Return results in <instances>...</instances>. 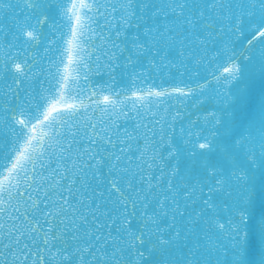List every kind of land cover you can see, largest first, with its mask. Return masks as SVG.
I'll return each instance as SVG.
<instances>
[{
  "label": "water",
  "instance_id": "1",
  "mask_svg": "<svg viewBox=\"0 0 264 264\" xmlns=\"http://www.w3.org/2000/svg\"><path fill=\"white\" fill-rule=\"evenodd\" d=\"M0 264H264V0H0Z\"/></svg>",
  "mask_w": 264,
  "mask_h": 264
}]
</instances>
